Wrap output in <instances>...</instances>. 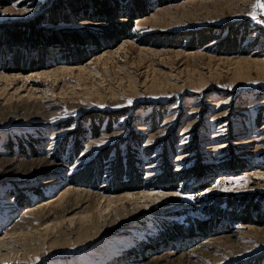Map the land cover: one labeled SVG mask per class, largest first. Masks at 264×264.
<instances>
[{"label":"rangeland","instance_id":"rangeland-1","mask_svg":"<svg viewBox=\"0 0 264 264\" xmlns=\"http://www.w3.org/2000/svg\"><path fill=\"white\" fill-rule=\"evenodd\" d=\"M70 1L0 0V264H264V0Z\"/></svg>","mask_w":264,"mask_h":264},{"label":"trees","instance_id":"trees-1","mask_svg":"<svg viewBox=\"0 0 264 264\" xmlns=\"http://www.w3.org/2000/svg\"><path fill=\"white\" fill-rule=\"evenodd\" d=\"M116 3L114 4H112V6H110L109 4H108V2H107V0H94V2H96V3H94V7H95V9L97 8V10H96V12L98 13V14H102V15H104V16H111V15H113V14H115L119 9H122V7H120L119 6V3L117 2V0H114ZM136 3H139V2H136ZM136 3H135V5H134V3L132 2V4L134 5V8H135V6H136ZM89 3H86V4H84V7H82V8H84V10L83 11H85L86 12V9H87V7L86 6H89L88 5ZM108 4V5H107ZM65 7V8H64ZM98 7H99V9H98ZM51 9H50V11H49V13H51V14H53V15H55V14H58L59 12H61V11H63V10H69V11H74V9H72V7H71V1L70 0H53V2H52V6L50 7ZM80 10H82L81 8H79ZM79 9H77V11H75V12H78L79 11ZM99 10V11H98ZM88 11V10H87ZM126 16H128L127 18H129V13H127L126 14ZM46 20V19H45ZM127 22V21H126ZM41 23H42V21H41ZM118 26H120L121 24H117ZM121 26H127V28L128 29H130V27H131V25H130V23H128V24H123V25H121ZM26 27H28L27 28V32H30V33H32V35H33V33H38V32H35V30L34 29H32L31 30V26H26V24H25V26H23L22 27V30H20V29H18V28H16L17 30H15V32L16 33H12V32H9L8 34H10V35H13L12 36V38L13 39H22L23 37L22 36H20L21 34H22V32H20V31H23V30H25V28ZM125 28V27H124ZM29 30H31V31H29ZM119 30L120 29H116V27H114V26H112V25H110L107 29H105L104 31H103V33H108V32H111V34H112V31H115L116 33L115 34H122L121 35V37H119V39L121 40V39H124L125 37H126V34L125 33H123V31L120 33L119 32ZM127 30V29H126ZM11 31H13V30H11ZM106 31V32H105ZM119 32V33H118ZM4 35V34H3ZM34 36H35V34H34ZM120 36V35H119ZM11 37V36H10ZM50 39H47V43L49 44V43H55V42H57V39H58V37L57 36H53V37H49ZM66 38H68V39H70L73 43L74 42H77V41H79V36H74V35H68ZM5 40V39H4ZM17 40V41H18ZM24 42L25 41H27V45L28 46H34L35 44H36V42H35V39L33 38V36L32 37H30V38H28V39H22ZM81 40V39H80ZM16 41V42H17ZM49 41V42H48ZM5 45H7L9 42L8 41H2ZM67 43H69V42H67ZM17 58H14V62H15V65L14 66H16L18 63H16L17 62ZM135 133H131V136L130 137H132L131 138V140L133 141V142H135L136 144H139V139H138V137H136V135H134ZM198 166V165H197ZM197 168V167H196ZM199 173V172H204V170H203V168L202 167H200V168H198V169H195V167H192L191 169H189V170H187L186 172H184V173H181L179 176V178L181 179H185V178H188V177H190V176H192V175H194L195 173ZM119 172L118 171H116V176L118 175L119 176V179L122 181V179H123V174L122 173H120V174H118ZM132 176H133V174H132ZM132 176H129V178L130 179H132ZM174 176L175 175H172L170 172H166L165 174H163L160 178L162 179V178H166L167 180H172L173 178H174ZM177 176V175H176ZM138 177V178H137ZM136 179H140V176H136ZM127 182H129V180H127ZM176 185L173 187V189L174 190H176L177 189V179H176ZM123 184V183H122ZM221 199V198H220ZM230 201H231V198L229 199L228 198V203L230 204ZM214 212H212V214H213ZM245 213V212H244Z\"/></svg>","mask_w":264,"mask_h":264},{"label":"bare ground","instance_id":"bare-ground-1","mask_svg":"<svg viewBox=\"0 0 264 264\" xmlns=\"http://www.w3.org/2000/svg\"><path fill=\"white\" fill-rule=\"evenodd\" d=\"M129 198L132 199V200H136V199H134V196L133 195L132 196H129ZM152 198H153V194H146V195L143 196V199H152ZM135 206H138V205H135ZM140 208L141 207H139V208L137 207L134 210H139ZM132 212H134V211H132Z\"/></svg>","mask_w":264,"mask_h":264},{"label":"snow or ice","instance_id":"snow-or-ice-1","mask_svg":"<svg viewBox=\"0 0 264 264\" xmlns=\"http://www.w3.org/2000/svg\"><path fill=\"white\" fill-rule=\"evenodd\" d=\"M261 7H264V5H260Z\"/></svg>","mask_w":264,"mask_h":264}]
</instances>
